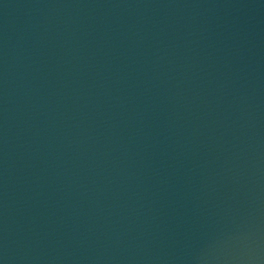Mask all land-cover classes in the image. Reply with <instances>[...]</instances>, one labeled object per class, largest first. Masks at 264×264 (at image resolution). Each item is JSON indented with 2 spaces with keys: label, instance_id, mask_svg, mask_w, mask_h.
<instances>
[{
  "label": "water",
  "instance_id": "95a60500",
  "mask_svg": "<svg viewBox=\"0 0 264 264\" xmlns=\"http://www.w3.org/2000/svg\"><path fill=\"white\" fill-rule=\"evenodd\" d=\"M0 264H264V0H0Z\"/></svg>",
  "mask_w": 264,
  "mask_h": 264
}]
</instances>
